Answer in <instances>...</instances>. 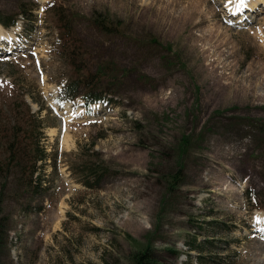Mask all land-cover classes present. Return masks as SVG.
Masks as SVG:
<instances>
[{"label": "rangeland", "instance_id": "1", "mask_svg": "<svg viewBox=\"0 0 264 264\" xmlns=\"http://www.w3.org/2000/svg\"><path fill=\"white\" fill-rule=\"evenodd\" d=\"M0 17V264H264V0H0ZM78 77L103 101L60 103Z\"/></svg>", "mask_w": 264, "mask_h": 264}, {"label": "trees", "instance_id": "2", "mask_svg": "<svg viewBox=\"0 0 264 264\" xmlns=\"http://www.w3.org/2000/svg\"><path fill=\"white\" fill-rule=\"evenodd\" d=\"M0 22H1L2 26L7 27V28L14 26V24H15L14 18L10 19V21H5L0 17ZM66 27H67V31L70 32V26L67 25V23H66ZM97 28L100 30H106V31H108V33L113 32V30H111V28H109L105 24V22H103V23L99 22V24H97ZM100 76H101L100 71H98L96 73L95 77H100ZM94 84L95 83H93V81H85V80L80 79L78 77L63 87V90L60 93L61 96L59 97L60 100L58 99V101L60 103H63L62 101H70L73 98L80 97L84 101L85 106H87V107L91 104H94V103H100L104 99L102 97L103 92L97 93V94L93 93L92 89H94V88L98 89V86H96V87L93 86ZM82 90H88V93L87 94L82 93L81 92ZM31 134L33 135L34 131H31ZM39 141H40V137L37 139V143L35 144V146L31 147L30 153L32 156H34L35 150H37L39 152L40 156L38 159H35L36 162H44L47 158V155L44 153V151L40 150V147L38 146ZM18 149H19V145L16 143L15 144L12 143L9 146V150H8V152H9L8 159L9 160H14V158L16 160V157H17L16 152L18 151ZM35 171L37 172V169H34V172ZM96 175H98L96 171L91 170V168H87L85 171V176L89 180L85 181L84 185L88 188H96L98 186V182H99V178ZM92 178H93V181L90 182V180ZM27 185L32 186V183L31 182L27 183ZM204 243L209 244L210 240H202V244H198L194 248L193 247L189 248V250L196 251V253L198 254L196 257H197V260H199V262H200V260H202L204 258L203 253L207 249L206 247H204ZM132 264H155V261L153 259L152 254L149 252V250L147 248H145L143 251H140L133 256Z\"/></svg>", "mask_w": 264, "mask_h": 264}, {"label": "bare ground", "instance_id": "3", "mask_svg": "<svg viewBox=\"0 0 264 264\" xmlns=\"http://www.w3.org/2000/svg\"><path fill=\"white\" fill-rule=\"evenodd\" d=\"M255 5V4H254ZM251 6V5H250ZM252 11V10H251ZM13 29V28H12ZM2 30H4V29H1V27H0V42H2V40H6V42H8V43H10V42H12L11 41V38L9 37V36H4L3 37V32H2ZM11 32H14V31H11ZM9 34V33H8ZM11 34V33H10ZM13 34V33H12Z\"/></svg>", "mask_w": 264, "mask_h": 264}]
</instances>
